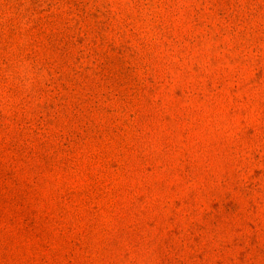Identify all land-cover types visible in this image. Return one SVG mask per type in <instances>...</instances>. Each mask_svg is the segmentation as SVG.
I'll use <instances>...</instances> for the list:
<instances>
[{"label":"rangeland","instance_id":"rangeland-1","mask_svg":"<svg viewBox=\"0 0 264 264\" xmlns=\"http://www.w3.org/2000/svg\"><path fill=\"white\" fill-rule=\"evenodd\" d=\"M0 264H264V0H0Z\"/></svg>","mask_w":264,"mask_h":264}]
</instances>
